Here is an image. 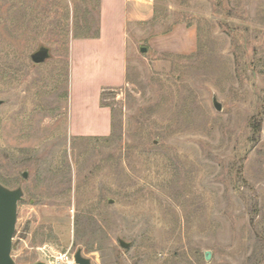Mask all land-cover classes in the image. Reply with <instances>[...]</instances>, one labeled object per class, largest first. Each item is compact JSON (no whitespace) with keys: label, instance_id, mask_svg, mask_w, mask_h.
<instances>
[{"label":"rangeland","instance_id":"rangeland-1","mask_svg":"<svg viewBox=\"0 0 264 264\" xmlns=\"http://www.w3.org/2000/svg\"><path fill=\"white\" fill-rule=\"evenodd\" d=\"M151 2L111 87L117 10L101 37L100 0H0L15 264H264V0Z\"/></svg>","mask_w":264,"mask_h":264},{"label":"crops","instance_id":"crops-1","mask_svg":"<svg viewBox=\"0 0 264 264\" xmlns=\"http://www.w3.org/2000/svg\"><path fill=\"white\" fill-rule=\"evenodd\" d=\"M116 1V5L113 2ZM152 0H100V15H101V24L99 30V36H103L106 32V27L104 19H107V15L114 14L117 10L119 15V25H118V38L120 40L119 47L122 58L120 60L121 67V77L119 81L112 84L113 86L121 85L125 78L126 63L125 56L127 50V26L134 25L137 23H142L149 19L151 15ZM120 4V5H119ZM108 29V27H107ZM87 40V39H85ZM99 104V103H98ZM99 113L103 114L102 121L106 123V127L103 130V133L99 135H105L109 130V116L104 108H101L98 105Z\"/></svg>","mask_w":264,"mask_h":264},{"label":"water","instance_id":"water-1","mask_svg":"<svg viewBox=\"0 0 264 264\" xmlns=\"http://www.w3.org/2000/svg\"><path fill=\"white\" fill-rule=\"evenodd\" d=\"M141 52H145V49L142 48ZM47 57L48 50L41 48L31 56V60L34 63H41ZM213 106L216 110H220V106L215 99H213ZM20 196L21 194L18 190L9 191L0 186V264H15L10 256V252L16 223L17 202L20 200ZM120 246L127 248V244L124 242H120ZM205 258L206 260L209 259V252L206 253ZM74 264H90V262L77 252L74 255Z\"/></svg>","mask_w":264,"mask_h":264},{"label":"built area","instance_id":"built-area-1","mask_svg":"<svg viewBox=\"0 0 264 264\" xmlns=\"http://www.w3.org/2000/svg\"><path fill=\"white\" fill-rule=\"evenodd\" d=\"M53 259L56 264H74V261H69L65 255Z\"/></svg>","mask_w":264,"mask_h":264}]
</instances>
